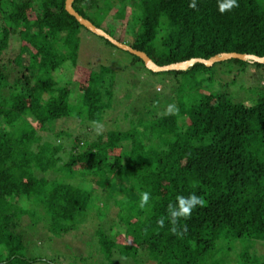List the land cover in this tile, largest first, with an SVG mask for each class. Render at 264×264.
I'll use <instances>...</instances> for the list:
<instances>
[{"label": "trees", "instance_id": "1", "mask_svg": "<svg viewBox=\"0 0 264 264\" xmlns=\"http://www.w3.org/2000/svg\"><path fill=\"white\" fill-rule=\"evenodd\" d=\"M191 2L75 0L73 8L160 66L229 52L264 57V0H236L223 13L224 0H195V8ZM97 15L104 28L91 19ZM82 29L88 31L65 0H0V264L46 262L24 256V228L43 222L51 237H61L91 216L102 222L94 231L103 264H139L141 257L149 264H218L215 254L231 250L235 240L245 245L239 264H264L252 250L264 243V92L250 105L227 92L205 93L216 63H195L185 71L149 70L172 77L174 96L160 102L154 91L136 118L129 110L114 114L125 92L108 67L78 63ZM12 39L19 50L5 61ZM26 55L31 60L24 65ZM130 55L131 64L144 65ZM66 63L76 82L60 85L53 72ZM166 103L175 114H164ZM112 113L93 140L89 132L55 130L66 118L95 125ZM143 192L150 199L141 209ZM190 194L205 203L178 218L174 233L169 204L178 210L177 197ZM112 205L124 237L119 229L109 233L113 220L104 227ZM25 215L30 222L23 226Z\"/></svg>", "mask_w": 264, "mask_h": 264}, {"label": "rangeland", "instance_id": "2", "mask_svg": "<svg viewBox=\"0 0 264 264\" xmlns=\"http://www.w3.org/2000/svg\"><path fill=\"white\" fill-rule=\"evenodd\" d=\"M121 4V2L117 3V8ZM109 15L110 13L106 16ZM98 17L99 15L91 19L96 25L104 28L106 23ZM80 36L78 63L92 69H98L100 65L108 67L112 73L116 74L117 90H124L125 92L122 103H117V110L114 114L120 115L122 112L129 110L131 111L130 117L136 118L138 116L137 111L142 110L144 104L149 102V97L154 91L160 93V102H164L168 96H174L172 77H168L169 85L170 82L172 85L169 88L165 84L166 75L153 74L140 62L131 64V55L129 53L107 44L100 37L90 34L84 29L81 30ZM10 41V46L4 51L2 56L5 61L12 59L19 50V41L15 39ZM30 60L31 56L26 55L23 58V64H28ZM53 75L60 85H67L69 81L76 82L74 67L70 63H66L60 69L54 71ZM209 75L210 79L204 84L208 86L205 87L207 89L204 90L205 93L227 92L233 101L250 105L254 104L258 96L264 92V66L258 67L251 64L244 66L234 61H226L216 63L212 70L209 71ZM206 77H208V74ZM76 98L77 93L75 92L73 93L72 102L75 103ZM169 104L171 103H166L162 108L166 110ZM127 106L130 108H127ZM114 114L109 115L103 124L95 125L89 122L88 124H82L80 119L76 117L66 118L57 122L55 130L65 129L74 135L89 132L90 139L93 140L97 136L98 125H102L103 130L100 133H103L110 126ZM121 127L128 128L129 124L127 122L123 123ZM62 140L66 145L69 144V139ZM53 176V173H49V177ZM89 183L90 181L88 180L85 182V184ZM23 203L25 205L26 201L23 200ZM117 211L118 208L116 206L112 205L110 207L107 217L103 221L104 227L109 229L108 222L113 220L114 228L108 230L109 233L115 234L116 230L119 229L122 237H124L125 227L115 220ZM29 222V217L27 215L23 216L22 225L24 226ZM100 223L102 222L99 219L91 216L77 230L61 237H51L43 222L33 227L24 228L26 236L23 254L28 258H38L46 261L38 264H103L101 255L97 253L94 231ZM244 246L241 240H235L231 243V250L215 254L214 259L218 264H239V252L243 250ZM252 250L257 255L264 256V243H257ZM224 255L229 258L224 257ZM140 260L139 264H149L144 257H141ZM116 264H133V261L122 259Z\"/></svg>", "mask_w": 264, "mask_h": 264}, {"label": "water", "instance_id": "3", "mask_svg": "<svg viewBox=\"0 0 264 264\" xmlns=\"http://www.w3.org/2000/svg\"><path fill=\"white\" fill-rule=\"evenodd\" d=\"M75 0H65V9L66 11L73 16L80 25L85 27L90 33L102 37L103 39L108 40L112 45L115 47L127 51L130 54H133L140 58L145 66L146 69L158 73V72H167V71H185L195 63H201L207 67H211L213 64L231 60V59H238L241 61H250V62H257L264 64V57H258L256 55L251 54H241L236 52H229V53H221L215 56H212L208 59H200V58H191L189 60L172 63L168 65H157L145 52L136 50L129 46L128 44L122 43L116 39H114L111 35L106 33L104 30L100 29L99 27L95 26L90 20L81 16L74 8L73 2Z\"/></svg>", "mask_w": 264, "mask_h": 264}, {"label": "clouds", "instance_id": "4", "mask_svg": "<svg viewBox=\"0 0 264 264\" xmlns=\"http://www.w3.org/2000/svg\"><path fill=\"white\" fill-rule=\"evenodd\" d=\"M238 5L236 4V0H224V3L219 5V11L221 13L225 12L226 10H231V8L233 7H237ZM189 7L191 8H195L196 7V3L195 0H192V2L189 4ZM176 108L175 105L169 104L165 110V115L168 114H175L176 112ZM103 130L102 125H98V130H97V134L100 133V131ZM150 199V193L148 192H143L141 193L140 196V203H139V207L141 209H144L145 206L148 204ZM177 201H178V210H174L173 206L171 204H169V213H170V217H171V223L173 225L172 231L175 233L176 232V223L178 218L180 217H184V218H188L191 216L192 210L197 206H203L204 205V200L198 196H196L195 194H190L188 197H183V196H179L177 197ZM158 224L163 227L164 224V220L161 219L160 221H158Z\"/></svg>", "mask_w": 264, "mask_h": 264}]
</instances>
